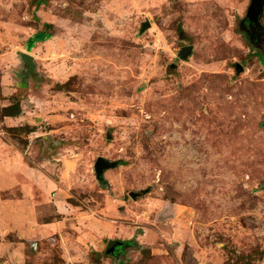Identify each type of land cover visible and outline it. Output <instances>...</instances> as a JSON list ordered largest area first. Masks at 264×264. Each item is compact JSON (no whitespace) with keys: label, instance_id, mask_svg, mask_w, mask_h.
Wrapping results in <instances>:
<instances>
[{"label":"rangeland","instance_id":"rangeland-1","mask_svg":"<svg viewBox=\"0 0 264 264\" xmlns=\"http://www.w3.org/2000/svg\"><path fill=\"white\" fill-rule=\"evenodd\" d=\"M251 5L0 0V264H264Z\"/></svg>","mask_w":264,"mask_h":264},{"label":"water","instance_id":"water-1","mask_svg":"<svg viewBox=\"0 0 264 264\" xmlns=\"http://www.w3.org/2000/svg\"><path fill=\"white\" fill-rule=\"evenodd\" d=\"M263 8H264V0H252V5L249 9V23L251 25H254L256 28H259L260 24H259V18L263 12ZM150 27L149 23H146L145 25H143L142 27V31L146 30L147 28ZM190 48H186L185 50H183L181 56L182 58H184L186 56V54L189 52ZM23 61L26 63V65L28 66V72L27 75L32 74L34 72L35 69V64L33 61V58L30 57L29 55H21ZM113 165L108 164V162H106L103 159H98L96 161L95 164V171H96V177L98 180H100L102 178V175L104 173L105 170L111 168ZM138 196V194H131L130 197L133 199H136ZM118 245V243H111L107 253H113L115 247Z\"/></svg>","mask_w":264,"mask_h":264},{"label":"trees","instance_id":"trees-1","mask_svg":"<svg viewBox=\"0 0 264 264\" xmlns=\"http://www.w3.org/2000/svg\"><path fill=\"white\" fill-rule=\"evenodd\" d=\"M252 34L256 37V40H258L260 36L264 35V31L254 26V28L252 29ZM4 112H5V117L17 118L21 114L20 105L15 104L13 106H10L4 109Z\"/></svg>","mask_w":264,"mask_h":264}]
</instances>
